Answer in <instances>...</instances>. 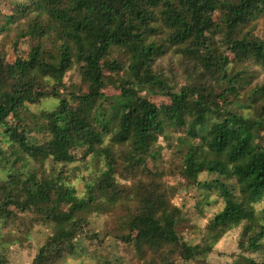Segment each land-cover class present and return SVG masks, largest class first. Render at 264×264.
Instances as JSON below:
<instances>
[{"label":"trees","instance_id":"trees-1","mask_svg":"<svg viewBox=\"0 0 264 264\" xmlns=\"http://www.w3.org/2000/svg\"><path fill=\"white\" fill-rule=\"evenodd\" d=\"M0 2L11 35L0 47V229L54 225L26 264H63L81 236H111L132 250L126 264H205L232 228V264H264V0ZM47 97L51 109H29ZM163 149L156 170L147 158ZM80 164L95 168L82 195ZM181 187L218 190L200 242L178 233ZM93 214L104 230L89 228Z\"/></svg>","mask_w":264,"mask_h":264},{"label":"rangeland","instance_id":"rangeland-1","mask_svg":"<svg viewBox=\"0 0 264 264\" xmlns=\"http://www.w3.org/2000/svg\"><path fill=\"white\" fill-rule=\"evenodd\" d=\"M0 11L7 12V4L0 2ZM11 35L3 32L0 34V47L4 43L5 48H10ZM84 44V43H83ZM76 80L75 73H67L63 78L65 83L70 80ZM57 103L56 99L52 97L44 98L38 104H29L31 111L36 112L41 109H51ZM34 137H39L36 132H32ZM168 151L163 149L161 157L156 153L147 158V163L154 169L165 170ZM95 168L92 164L86 166L80 164L74 185L77 189L78 195H82L84 184L90 173L94 172ZM5 176V171L0 170V177ZM167 185L175 186L177 181L173 177L165 176ZM199 196L198 193L190 188H179L176 193H173L172 200L174 203L183 206V221L178 227V233L187 242H200V237L205 233V224L209 221L212 215L218 211L221 206V200L218 196V190L213 189L207 197ZM258 205L264 206V202ZM102 216L91 215L89 228L95 231L104 230ZM108 229L112 227L109 224ZM54 228L53 224L45 225L36 223L33 225L27 235H17L12 227L7 230L0 229V252L7 260V264H26L28 263L37 248L43 243L46 235ZM239 228H232L227 230L223 236L213 245L212 251L204 257L205 264H232L233 260L241 253L238 248ZM79 250L76 248V254L68 256L63 264H123L134 261V254L132 250L123 244L116 243L111 236L104 237L100 244L95 245L92 240L80 237L77 239ZM98 243V242H97ZM264 243V239L263 242ZM247 258L258 259L260 254L253 251H246L242 253ZM106 261V262H105ZM178 263V262H177ZM187 264H200L199 260H190Z\"/></svg>","mask_w":264,"mask_h":264}]
</instances>
